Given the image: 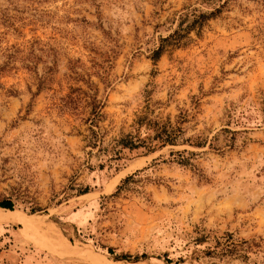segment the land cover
Segmentation results:
<instances>
[{"label":"rangeland","instance_id":"rangeland-1","mask_svg":"<svg viewBox=\"0 0 264 264\" xmlns=\"http://www.w3.org/2000/svg\"><path fill=\"white\" fill-rule=\"evenodd\" d=\"M213 2L154 61L180 14L214 5L0 0V216L28 219L0 221V264H264V0ZM182 111L184 138L218 150H110L138 116ZM182 150L192 166L169 157Z\"/></svg>","mask_w":264,"mask_h":264},{"label":"trees","instance_id":"trees-1","mask_svg":"<svg viewBox=\"0 0 264 264\" xmlns=\"http://www.w3.org/2000/svg\"><path fill=\"white\" fill-rule=\"evenodd\" d=\"M202 4L206 5H214V0H198ZM218 3V2H217ZM226 2H223L221 4H216L213 6L212 11L206 12L198 9H192L189 11H186L179 15L177 20V26L176 29L168 35L165 38L159 39V45L152 50L151 58L156 61L160 58L164 50L167 46L171 45L174 47H180L183 46L185 43L183 42V39L186 37L187 34H189L191 31L194 30H200L203 25L210 19L215 18L221 10L225 7ZM93 111L92 114V120L91 122L94 123L96 120H98L100 115V109L102 106V103L100 102H93ZM185 113L180 112V115L177 117V120L175 123H171L170 120H166L165 122L160 121L157 118H150L146 113L138 116L133 124V130L135 134L129 133L126 135L121 134V136L113 140V144L110 148L111 151H113V154L116 155V159L120 158L123 151L127 150L128 152H135L139 150H143V154H152L160 149L164 148L165 146H179V145H187L194 148H205L206 146L210 150H218V148H215L214 142L217 141V136H214L210 141L207 140V138H204L200 135H194L192 137L184 138V129L181 127L182 123L184 122V119L186 117L184 116ZM224 133H230V131L225 130ZM231 138L228 139L229 142L234 141V134L231 132ZM196 155L194 152H190L187 150L182 151H171L169 153V157L173 160L174 163L177 165L187 167L192 166L190 162V158L192 156ZM132 179V177L126 178L122 184L127 182L128 180ZM119 186L117 188L116 193L120 190ZM88 193V188H76V194L82 195ZM115 195V193H114ZM0 209L13 211L14 210V204L10 199H3L0 200ZM30 213L33 214L35 211H39L37 208H31ZM208 237L201 235L200 238L196 239L195 241L199 242L205 241ZM218 246H221L218 254L222 255L225 254V252L230 248L228 245L224 244L222 245L219 243ZM211 250H208L207 253H210ZM107 253L110 256H113V250L111 248H107ZM149 257L146 254H142L140 256H131V255H120V256H114L115 260L118 261H134L137 262L139 260H145ZM158 260L162 259L164 264H179L183 260L181 258L177 259L176 261H172L167 257V254H163V256H158ZM214 264V263H213Z\"/></svg>","mask_w":264,"mask_h":264},{"label":"bare ground","instance_id":"bare-ground-1","mask_svg":"<svg viewBox=\"0 0 264 264\" xmlns=\"http://www.w3.org/2000/svg\"><path fill=\"white\" fill-rule=\"evenodd\" d=\"M9 213H13L11 211H9ZM1 214V213H0ZM11 220H25L26 221V225H28V219L25 218H21V217H12V216H0V221H11Z\"/></svg>","mask_w":264,"mask_h":264}]
</instances>
